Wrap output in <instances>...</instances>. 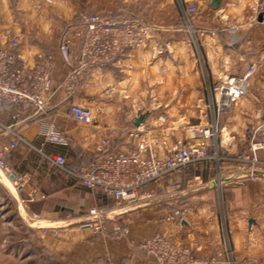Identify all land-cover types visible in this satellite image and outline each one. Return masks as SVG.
<instances>
[{
  "label": "crops",
  "instance_id": "0c3cea01",
  "mask_svg": "<svg viewBox=\"0 0 264 264\" xmlns=\"http://www.w3.org/2000/svg\"><path fill=\"white\" fill-rule=\"evenodd\" d=\"M12 1L17 5L25 2L0 0L1 34L8 28L17 33L19 28L16 15L10 12L8 19L4 17L6 11L9 15ZM27 1L37 10L33 18L40 20L37 39L21 48V55L29 62L45 55L56 60L46 113L17 128L35 147L63 154L70 168L80 169L95 161L100 141L109 129H116L119 134L112 153L134 150L148 139L158 142L157 155L164 157L167 150L196 145L190 130L202 122L210 89L238 75L250 88L240 103L222 116V123L236 145L231 143L232 152L250 151L245 119L240 114L251 115L262 107L264 98V21L257 20L258 0H223L218 10L211 8L212 0H185L187 7L196 9L188 20L177 0ZM81 12L137 17L158 27L156 38L169 41L171 50L156 56L155 41L151 40L147 47L126 52L114 63L93 71L90 79L69 93L61 83L77 62L79 51L75 48L67 63L60 55L59 42L62 31L78 22ZM110 83L119 87L118 94H105ZM73 105L91 108L94 122H75L68 115ZM144 111H149V117L140 127L143 134L132 139L128 135L135 128L132 121ZM0 117L7 120L8 114ZM2 145L6 146L7 140ZM12 154L17 172H32L27 183L16 185L17 196L12 194L20 199L22 225L28 230L21 243L30 250L19 251L25 254L24 264L32 256L40 259V264H94L97 260L157 264L139 248L157 233L172 234L199 261L264 264V175L252 181L237 175L232 163L204 161L164 183L145 186L137 201L121 206L98 189L60 177L29 146H20ZM258 155L264 159V153ZM3 179L7 178L0 173V182L8 186ZM173 183H179L180 189L175 190ZM93 208L108 211L109 232L118 225L128 228L129 235L121 240L112 234L96 235L84 225ZM222 211L229 233L228 252L224 249ZM43 229L58 231V236L53 232L44 235ZM15 253L0 250L6 258Z\"/></svg>",
  "mask_w": 264,
  "mask_h": 264
},
{
  "label": "built area",
  "instance_id": "2783aa9c",
  "mask_svg": "<svg viewBox=\"0 0 264 264\" xmlns=\"http://www.w3.org/2000/svg\"><path fill=\"white\" fill-rule=\"evenodd\" d=\"M188 20L195 7H187L185 0H177ZM257 12L264 11V0H258ZM158 27L149 25L134 16L117 17L111 12L89 14L81 12L78 22L66 27L60 36L59 52L62 59L70 63L73 50L78 48L79 57L61 85L69 92L91 78L92 72L114 63L126 52H133L148 46L154 40L153 52L160 56L171 50L169 41L158 40ZM204 34V31H201ZM20 37L7 29L0 35V115L8 114V119L0 117V173L7 179L14 177L13 183H27L31 171L17 172L13 154L20 146L35 149L44 163L56 169L60 177L81 183L85 188L100 190L112 197L118 204H129L138 200L141 190L150 184H161L174 177L176 173L190 165L216 160L218 163H232L234 171L241 177L258 181L264 175V98L262 107L251 115H245L246 133L250 151L232 152L231 143L236 147L222 123V116L231 111L236 99L247 92L248 84L244 78H231L210 89L208 101L201 113L202 122L190 130L191 139L196 145L182 146L167 150L164 157L156 152L157 141L144 139L137 148L126 153H112L119 131L109 129L96 149V159L80 169L69 167L67 157L56 152H45L25 139L18 127L31 119L45 114L53 92L52 76L56 60L53 55H45L32 62L27 61L20 52ZM120 92L119 87L110 83L105 89L109 96ZM69 117L82 125H91L95 119L94 111L85 106L73 105ZM140 128L128 131L132 139L143 134ZM7 140V145L2 142ZM219 164V165H220ZM175 190L179 183H173ZM107 210L93 208L88 213V226L100 237L112 234L115 240L129 235L128 228L114 225L112 232L107 229ZM179 215V213H177ZM58 231L43 229V234ZM139 248L157 264H210L207 260L192 258V252L176 242L172 234L157 233L143 241ZM94 264H107L97 260ZM145 264V263H131Z\"/></svg>",
  "mask_w": 264,
  "mask_h": 264
},
{
  "label": "rangeland",
  "instance_id": "374dc122",
  "mask_svg": "<svg viewBox=\"0 0 264 264\" xmlns=\"http://www.w3.org/2000/svg\"><path fill=\"white\" fill-rule=\"evenodd\" d=\"M23 1H25L23 5H17L18 3L16 1H12L13 5L11 9L8 8L9 15L6 11L5 12L6 16H4L6 17V19H8V17H10V12L13 16L16 15L17 19L15 20L18 22V27H19L16 34L21 39L20 50L24 46L32 44V41L34 39H37L36 31H37L38 22L40 20L38 19V22H37L35 18H33L34 12H36L37 10H34V8L31 6V4L27 0H23ZM66 25L68 24L63 25V28ZM231 78H241V76L234 75ZM248 88H250L249 82H248ZM242 97L243 96L238 97L236 99L234 106L240 103V101L242 100ZM240 115L243 117L246 114L242 112ZM227 135H229L228 132H227ZM3 180L6 182L8 186H4L5 184L3 182L2 183L0 182V246L2 245V247H0V250L2 249L3 251L14 250L16 251L15 253L16 255H14L13 257L9 256L8 258L0 255V264H24L25 259H26L25 254L19 251L20 250H24V252L26 250L29 251L30 248H27V249L24 248L21 243L22 237L24 236V234H26V232H28V230L22 225L23 222H22V218L20 214L21 207L19 206V203H18L20 202V199L15 198L17 196V192L15 189L17 184H13V183L11 184L9 180L7 179H3ZM219 197H220V200H222L223 196L220 192H219ZM221 223L223 226V237L225 239L224 249H226V251L228 252L229 251V233H228V228L226 224V218L224 217L223 211H222ZM40 261H41L40 259L32 256L28 260H26L25 264H28V263L29 264H40ZM213 262L214 260H211L210 264H213Z\"/></svg>",
  "mask_w": 264,
  "mask_h": 264
},
{
  "label": "water",
  "instance_id": "95a60500",
  "mask_svg": "<svg viewBox=\"0 0 264 264\" xmlns=\"http://www.w3.org/2000/svg\"><path fill=\"white\" fill-rule=\"evenodd\" d=\"M222 3L223 0H212L210 6L213 10H218L222 5ZM257 20L258 22L264 21V11L259 13V15L257 16ZM148 117H149V111H144L143 113L134 117L132 123L135 126V128H140L146 123ZM11 180H14V177H11Z\"/></svg>",
  "mask_w": 264,
  "mask_h": 264
}]
</instances>
